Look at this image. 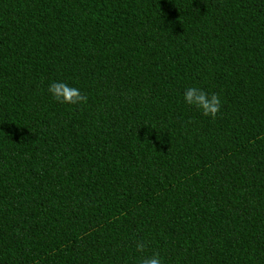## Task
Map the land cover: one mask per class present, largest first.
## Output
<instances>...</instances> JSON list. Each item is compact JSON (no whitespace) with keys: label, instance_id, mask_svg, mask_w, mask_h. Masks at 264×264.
<instances>
[{"label":"trees","instance_id":"1","mask_svg":"<svg viewBox=\"0 0 264 264\" xmlns=\"http://www.w3.org/2000/svg\"><path fill=\"white\" fill-rule=\"evenodd\" d=\"M153 252L264 264V0H0V264Z\"/></svg>","mask_w":264,"mask_h":264},{"label":"clouds","instance_id":"2","mask_svg":"<svg viewBox=\"0 0 264 264\" xmlns=\"http://www.w3.org/2000/svg\"><path fill=\"white\" fill-rule=\"evenodd\" d=\"M50 96L59 104L76 105L86 102L87 97L83 95L79 87L71 86L69 83L60 80H50L47 85ZM183 104L197 109L203 116L215 118L221 111L223 101L216 92L205 91L204 89L192 86L183 92ZM144 245H138V250H143ZM138 264H164V258L153 252L150 256L141 257Z\"/></svg>","mask_w":264,"mask_h":264}]
</instances>
